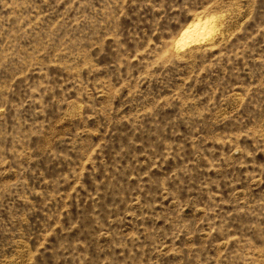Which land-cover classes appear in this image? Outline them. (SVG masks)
Returning <instances> with one entry per match:
<instances>
[{
	"label": "rangeland",
	"instance_id": "374dc122",
	"mask_svg": "<svg viewBox=\"0 0 264 264\" xmlns=\"http://www.w3.org/2000/svg\"><path fill=\"white\" fill-rule=\"evenodd\" d=\"M0 264H264V0H0Z\"/></svg>",
	"mask_w": 264,
	"mask_h": 264
}]
</instances>
